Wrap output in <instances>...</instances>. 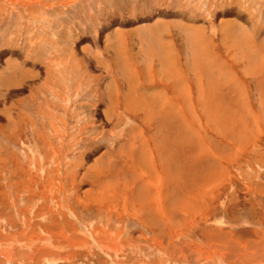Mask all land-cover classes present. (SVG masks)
Segmentation results:
<instances>
[{
    "label": "rangeland",
    "instance_id": "374dc122",
    "mask_svg": "<svg viewBox=\"0 0 264 264\" xmlns=\"http://www.w3.org/2000/svg\"><path fill=\"white\" fill-rule=\"evenodd\" d=\"M113 1L114 3L120 1L122 6L112 8ZM125 1L135 2L138 6V0ZM125 1L75 0L74 9L71 7V11L66 10L65 13H61V16L60 14L54 16L50 9L49 14L46 10L44 11L46 15L37 10V16L31 15L24 11L23 7L26 3L17 2L13 3V6L9 5L10 7L0 3V64L5 66L4 57L8 55V51L19 52L18 54L22 55L18 65L12 70L10 68L3 72V75L14 74L17 77L25 69H46V75L49 74L48 82L50 81L48 86L58 87L60 92L58 100L48 92L49 90L42 91L45 97L44 103L52 111L54 121L58 122L59 119L64 121L62 122L65 126L63 132L66 131V136H62L65 140L62 137L56 138L51 140L49 145H45L38 138L36 139L37 133L44 136L49 135L45 115L42 111L37 113L38 109H41L37 101L31 103L28 102L29 99L18 100L16 111H14L17 114L15 117L9 115L4 108H0V264H220L219 258L223 259L221 260L223 264H264V123L261 121L253 129L252 125L248 126L247 121L238 122L241 118H245V115L239 111L240 108L236 110L233 90L227 92L223 89L221 93L214 94L212 99L203 97L202 100L207 101L206 112L201 111L199 106L196 109L197 115H195L196 120L202 122L200 124L203 129L201 133L205 134L201 136L203 140L206 141V138H209L215 144L214 151L220 163L217 171L218 173L222 171L223 179L218 187L210 191L211 194L200 199V207L196 214L186 212L184 220L181 218V221L170 213L175 225H172L171 231L168 232V239H161L156 238L154 231L144 230L137 219L124 215L119 204H116V200L113 202L116 206L110 205L108 199L103 200L98 192L99 187L92 186L87 177H82L86 174L91 162L101 169L107 166V155L117 154L115 153L117 148H128L131 143L135 148L139 145L136 141L137 136H134L135 132L128 131L132 126L141 131L139 135L149 144L153 125L150 123L146 125L142 122V115L137 113L126 117L120 105L118 107L114 105L115 110L122 117V123L118 128L111 129L110 127L107 132L113 131L115 134L123 129L122 134H118L117 140H114L115 136L112 137L110 134L99 137L100 132L95 130L83 134L79 138L81 143L68 149L77 139V131L86 120V113L89 115L88 107L102 106L103 110L104 104L107 103L106 92H97L93 88L97 89L98 84H101V79L97 77L91 81L89 84H93V87L89 91V88L84 89L83 87L79 91H74V83L79 85L78 78L74 77V83L71 86H65L63 81L65 77L58 74V69L52 66L53 63L46 54L41 55L37 51L23 58L26 48L36 46L40 49L41 46L49 45L46 39L51 34L52 37H56L55 35L60 33L72 32V35L82 38L81 40L92 38L95 44L101 45L104 34L109 32L103 33L105 28L103 19L111 24L122 23L125 28L131 23V14L132 18L141 14L139 17L144 20L148 18L149 13L163 10L169 15L175 12L174 14L179 16L180 20L188 15L187 18L190 21L203 24L208 30L206 33L210 34L207 35L213 37L211 41L216 45L217 58L230 64L229 56L224 54V48L220 43L222 35L214 32L211 29L212 26L216 25L215 21L220 20L221 17L238 12L247 18L248 29L252 31L253 36H257L256 34L264 32V0H156L158 3L151 0L149 10L144 11L142 6L139 8L143 14L139 11L135 13L132 8L122 9ZM30 2L33 4L32 0ZM158 5L159 7H155ZM127 17H130L129 20ZM160 19L166 23L178 20V18L175 20L165 17ZM50 24L52 25L49 26ZM112 27L114 26L111 25L108 29ZM168 38L166 36L165 39ZM230 39L232 45L240 41L239 38L234 41ZM72 42L75 43V40ZM261 44L264 43L252 44V49H259ZM176 48L180 54L179 61L183 63L185 57L182 49L179 45ZM95 53H98L101 61L104 59L106 64L110 65L111 69L107 78L111 79L117 88V94L114 91V96L111 97L119 100L123 90L121 82L113 71L111 58H108L104 51ZM245 54L244 52L239 54L244 64L243 62L234 64L232 71L235 72L238 82L245 88L244 91L247 100L251 101L252 109L259 113L252 100L254 96L252 78H245L246 73L242 71L249 59L248 54L246 57ZM71 67L72 70L77 69V60L72 63ZM80 67H78L79 70ZM142 78L143 76L137 75V85L141 84ZM62 86L63 88H60ZM114 86L113 89H115ZM166 91L168 95L170 94L169 97L175 95L169 86ZM192 93L193 103L197 99L194 90ZM247 100L246 102L250 104ZM188 103H190L189 98H187ZM185 113L189 118L194 119L189 110H185ZM22 114L28 115L33 125L23 120ZM225 116H232L234 132H236L235 129L240 130L236 132L240 133V136H234L233 140L229 137L227 141L223 133L230 131L224 125ZM92 118L90 117L91 121H93ZM59 122L61 124V121ZM173 123L172 119H166L162 123L165 128L162 133L164 148L163 153L159 150L162 162L157 165L159 171L162 165L165 166V173L159 172L158 178L168 179L165 208L169 212L174 207L178 209L176 205L181 199L179 191L186 190V187L188 191H191L189 189H191L192 182H195V177H201L206 169V165H198L197 170L190 167L188 158L186 156L184 158L179 151V144L177 146L176 143L173 146L175 143L171 138L175 130ZM60 124L56 127L57 129L62 127ZM126 131L130 134V139L126 138L128 135ZM93 152L96 153L94 157L92 156L89 165L85 164V155ZM132 154L136 155L135 151ZM101 155L106 156V159L102 158V161L98 162L97 159ZM129 161L133 162L134 157L129 158ZM115 169L113 165L111 170ZM118 178L120 179V176ZM153 180L155 181L156 178L154 177ZM99 183L102 184V177ZM160 189L161 187H158V190ZM111 196L112 202L115 198H113L114 194ZM116 197L119 198L120 194ZM158 201L162 205L159 199ZM229 250L232 252L231 256ZM235 253L242 257V260L238 259L239 263L233 259L236 257Z\"/></svg>",
    "mask_w": 264,
    "mask_h": 264
},
{
    "label": "bare ground",
    "instance_id": "6f19581e",
    "mask_svg": "<svg viewBox=\"0 0 264 264\" xmlns=\"http://www.w3.org/2000/svg\"><path fill=\"white\" fill-rule=\"evenodd\" d=\"M32 1L33 4L30 0H0V3L2 5L6 4L7 6H13V3L16 4L17 2L21 4L26 3L23 7L26 13L36 15V10L39 13H43L46 10L48 13L50 9L52 10L54 16L58 14L61 16V13L66 10L71 11L70 8L72 7L74 9V4L76 3L75 0ZM130 2L131 4H129ZM137 2L138 6L135 5V2L125 1L124 8L122 9L132 8L135 13L136 11H139L141 6L144 11L150 9L149 3L151 4V0L150 2H148V0H138ZM156 3L158 2L156 1ZM111 6L114 8L121 7L122 5L120 4V1H116V3L113 1V5ZM155 7H159V5ZM128 12L126 13L128 14ZM149 12L150 11H148V13ZM145 13L147 14V12ZM145 13L144 15H146ZM174 13L169 15L167 12H163V10L156 13H149L150 16L148 15V18H144V20H141L139 17L141 14H139V16L137 15L139 18H132L131 14V23L125 28L122 26V23L111 24L103 19L102 21L105 22L103 24L105 27L103 29V33L107 31L109 32L104 34V40L100 42L101 45L95 44L92 38H89L88 40H81L82 38L80 39L79 37L72 35V32H70L71 34L60 33L59 35H55L56 37H52L51 34V36L46 39L48 40L49 45H45L44 47L41 46L40 49L36 46L30 49L26 48L23 55V58H27L28 56L35 54L37 51L38 53H41V55L46 54L54 64H52V66L58 69V74L60 73L63 75V78L65 77L63 79L65 86H71L74 83V77L78 78L79 85L74 83V91H79L82 87L84 89L89 88V91L93 87V84L89 83L97 77L101 79V84H98L97 89L96 87L93 88L97 92H106L107 103L104 104L105 107L103 110L102 106L88 107L87 111L90 117H93V121L90 120L89 115L86 113V120L81 125L80 130L77 131L78 137L68 149L81 143L79 138L83 134H88L95 130L100 132L99 137L110 134L112 137L115 136L114 140H117V137L119 136L118 134H122L123 129L120 130L121 132L119 133L114 132L116 135L113 134V131L107 132V129H110V127L111 129H115L120 127L122 123V117L117 113L114 105H117V107L120 105L122 112L127 115L126 117H128L129 114L134 115L137 113L142 115V122L146 125L149 123L150 125H153V132L148 140L149 144L145 138L143 139L139 135L141 131L131 125L132 127H130L128 131L135 132L134 136H137L136 141L139 142V145L135 148L131 143L130 147L125 149L116 147L117 150L115 153L117 154L115 155L111 156L106 154L107 157L101 155L98 159L96 158L97 161L101 162L102 158L106 157L107 166L101 167L100 169L91 162L90 166H87L88 169L86 174H83L82 177H87L92 186L95 185L96 187H99L98 192L102 195L103 200L107 201L108 199L111 203H109L110 205H113V202L116 200V204H119V208H121L124 215H130L131 218L137 219L139 221L138 223L142 224L144 230L154 231L156 238L161 239H168V232L171 231V228L173 227L172 225H175V223H173L175 221H173L170 213L173 214L177 220H181V218L184 220L186 212L196 214L200 207V199L209 193L211 194L210 191L220 185L224 176L222 171H220V173L217 171L220 167V163L218 162L214 151V142L209 138H206V141L202 138L205 134L203 135L201 133L203 129L200 124H202V122L196 120V109L200 106V110L206 112L205 104L207 101H204L205 99H212L214 94L221 93L223 89H226L227 92L233 90L235 93L234 100L236 110L237 108H240L239 111L243 112L245 115V118H241L238 122L243 123L247 121L248 126L252 125L253 129H255L257 124L261 121L264 123V47H262L264 44H261L260 48L257 50L252 49V44H256V42L264 43V32L256 34L257 36H253L252 31L248 29L249 24L247 22V18L240 15L238 12H232L231 15H227V17H221V21H215V23H217L216 25L213 23L215 26L211 24L213 25L211 29L222 35L220 43L222 48H224V54L229 56L230 60V64H226L225 61H220L217 58L216 45L211 41L213 40V37L208 36L210 34L206 33L208 30L203 24L196 23V25L192 19V21H190L187 18L188 15H186V17H182L183 19L180 20L179 16H176ZM43 14H45V12ZM71 14L74 15V13ZM40 15L38 17H40ZM122 15L123 14H121V16ZM107 17L109 16L107 15ZM164 17L175 20L178 18V20H176V22L169 21L166 23L160 19H164ZM127 18V20H129L130 17ZM214 20L216 19L214 18ZM113 21L115 22V19H113ZM51 25L52 24L49 26ZM111 25L114 27H112V29L110 28V30L108 27ZM49 26L47 25V27ZM48 34H50L49 31ZM166 36L169 38L165 39ZM230 38H232L233 41L234 39L239 38L240 41L237 42L238 44L232 45L233 43ZM74 40L75 43L72 42ZM177 45L180 46L182 53L184 54L185 59H183L184 61L182 60L183 63H180L179 61L180 54L176 48ZM102 51H104L108 58H111L115 76L121 82L123 93L119 100H114L113 97H111L114 96V91H116L117 94V88L114 86L113 81L107 78L109 70L111 69L110 65H107L104 59L101 61V57L98 56V53H95H100ZM243 52L246 53L245 57L248 54L249 59L247 61L244 58L247 61V64L244 65L242 71L246 73L244 76L245 78H252L251 83L253 86L254 96L253 99H251L253 100L254 105H256L259 113H256L252 109L250 99L247 100V95L244 91L245 88H243V85L238 82L235 78V72L232 71V66L234 64H238L239 62H243L244 64V60L239 57V54H243ZM18 53L8 51V55L4 57L5 66L3 67V65L0 64V108H4L9 115L11 114L15 117L17 114L14 111H16V102L18 100L29 99L28 102L31 103L37 101V103L41 106V109H38L39 111H37V113L39 114V112L42 111L45 115L44 119L49 135L44 136L41 133H37L38 137H36V139L38 138V140L43 142V144L49 145L51 140L53 141L56 138L60 139L62 136H66V131L65 133L63 132L65 130V126L62 122L64 123V121L59 119L61 124L59 121H54L55 119L52 117L53 113L49 110L47 104L44 103L45 97L41 92L49 90L48 92L52 93L54 95L53 97H57L58 99V93L60 90L58 87L48 86L50 85V81L48 82L49 78L47 76L49 74L46 75V69H25L17 77H15L14 74L4 76L3 72L9 70L10 68L12 70L14 66L18 65V62L22 57V55ZM74 58L77 60V69L81 66L80 70L75 68L72 70L71 65L74 61H76ZM69 69L71 71H69ZM29 74H31V76ZM137 75L143 76L140 85H137ZM51 77L52 76H50V78ZM113 86L115 89H113ZM168 86L171 92L175 94L173 97H169L170 94H167L168 92L166 91V88ZM60 88H63V86ZM192 90L195 91L197 99V101L194 100L193 103ZM205 96L206 98L202 100ZM187 98L190 99V103L188 104ZM246 100L250 101V104H248ZM185 110H189V112L194 116V119L191 117L189 118L185 113ZM233 112L235 111L233 110ZM21 116L23 120L28 121L33 125L28 115L22 114ZM231 117L232 116H225L223 120L224 125L227 127L226 129L230 130L223 132L227 141L229 137L233 140L235 138L234 136L240 134L236 133L240 130L235 129L236 132H234V120ZM228 118L231 119L228 120ZM166 119H172L174 122L173 124L175 126V130L172 132L171 137L173 142H175L173 143V146L176 143L177 146L179 144V151L183 154L184 158L185 156L188 158L187 160L189 166L191 165L190 167L196 169L198 168V165H206L203 175L201 177L196 176V180H194L195 182H192L193 184L190 186L191 189H189L191 191H188V187L185 188L186 190L179 191L181 199L178 205H176L178 206V209H175L174 207L171 212L165 208V201L167 197L165 192L167 190L168 179L164 178L160 180L162 177L160 179L158 178L159 172L163 174L165 173V166L162 165L160 171L157 168L158 163L162 162V155L159 153V150L162 151L164 148L162 133L165 128L162 123H164V120ZM215 119L218 118L215 117ZM59 124L62 127L57 129L56 127L59 126ZM244 130L246 131V129ZM35 131L36 130H34V132ZM214 133L216 132L214 131ZM126 138L130 139V134H128ZM63 139L65 140V138ZM127 144H129V142ZM133 151H135L136 155L132 154ZM95 153L96 152L85 155V164L88 163L89 165V162L92 160V156ZM132 156L134 157V161L130 162L129 158ZM113 165L116 167L115 170H111ZM118 176H120V179ZM100 177H102V184L99 183ZM154 177L156 178L155 181L153 180ZM158 187H161V189L158 190ZM113 194V198L115 199L111 202L110 197H112L111 195ZM118 194H120L119 198L116 197ZM158 199L161 201L162 205H160ZM116 204L113 206H116ZM231 253L232 252L229 253L230 256L232 255ZM226 254L228 255V253ZM226 254L225 258L228 260ZM235 254V258L232 256L235 262H238V259L242 260L240 254ZM221 260L223 259L219 258L218 262L223 264Z\"/></svg>",
    "mask_w": 264,
    "mask_h": 264
}]
</instances>
